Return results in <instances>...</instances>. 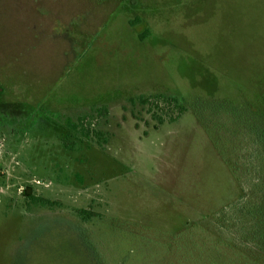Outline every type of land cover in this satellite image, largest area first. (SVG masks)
<instances>
[{
    "label": "rangeland",
    "instance_id": "1",
    "mask_svg": "<svg viewBox=\"0 0 264 264\" xmlns=\"http://www.w3.org/2000/svg\"><path fill=\"white\" fill-rule=\"evenodd\" d=\"M263 237L264 0H0V264H264Z\"/></svg>",
    "mask_w": 264,
    "mask_h": 264
},
{
    "label": "trees",
    "instance_id": "2",
    "mask_svg": "<svg viewBox=\"0 0 264 264\" xmlns=\"http://www.w3.org/2000/svg\"><path fill=\"white\" fill-rule=\"evenodd\" d=\"M132 103H135V99H130ZM138 102L142 105H146L150 112H152V117L158 123H164L167 121L174 122L178 120L181 115L187 110V103L186 100L177 95H165V94H154L149 96H142L138 98ZM99 116L101 117L102 114H106L105 108H99L98 110ZM86 116V115H85ZM79 116L76 120L71 118L66 119L65 127L70 133H79L81 136L85 138H90L91 136H95L98 141V144L106 143L107 137H103L104 133L100 130H96L94 128L90 129L89 127H85V121L88 119L87 116ZM33 201H41L42 203L45 202L44 199H38L37 197H31ZM85 214L90 216V213ZM264 240V237H263ZM242 259H237L235 264H261L258 258H252L249 255H243Z\"/></svg>",
    "mask_w": 264,
    "mask_h": 264
}]
</instances>
